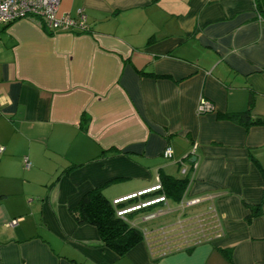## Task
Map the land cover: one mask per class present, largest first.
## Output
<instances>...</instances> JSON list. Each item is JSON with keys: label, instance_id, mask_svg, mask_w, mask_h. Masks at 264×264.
I'll list each match as a JSON object with an SVG mask.
<instances>
[{"label": "crops", "instance_id": "obj_1", "mask_svg": "<svg viewBox=\"0 0 264 264\" xmlns=\"http://www.w3.org/2000/svg\"><path fill=\"white\" fill-rule=\"evenodd\" d=\"M58 1L87 32L0 24V264H264V202L251 218L246 205L264 200V124L227 117L264 120L255 0ZM201 98L215 110L199 114ZM180 160L196 164L183 198L202 201L133 219L159 212L151 232L200 217L207 238L118 256L71 217L95 187L113 201L182 178Z\"/></svg>", "mask_w": 264, "mask_h": 264}, {"label": "built area", "instance_id": "obj_2", "mask_svg": "<svg viewBox=\"0 0 264 264\" xmlns=\"http://www.w3.org/2000/svg\"><path fill=\"white\" fill-rule=\"evenodd\" d=\"M29 20L39 26H45L56 32H78L83 33L88 31L86 25V15L83 10H77V16L71 17L67 13L59 12V1L58 0H0V24H10L17 20ZM215 110L214 105L207 99L201 98L197 104V112L199 114L210 113ZM196 145L194 144L195 148ZM3 150L0 147V152ZM173 152L171 147L166 146L163 150V156L167 159L172 158ZM24 166L28 168L29 162L27 158L23 159ZM179 172L182 176L188 175L191 168L196 166L195 162L187 163L184 160L179 162ZM161 189L160 182L155 186L147 188L145 190L133 193L131 195L123 196L113 200L114 204H119L127 201L130 198L140 197L144 194H149L154 191ZM166 199L163 194L150 195L145 198L139 199L137 202L127 204L117 208V215L124 216L133 211H138L143 208L154 206L158 203L164 202ZM202 201L200 197L182 198L179 201L180 209H188L199 204ZM159 212H147L144 215V221L151 220L158 215ZM143 221V220H142ZM207 221V222H206ZM172 229L164 228L160 231L157 238L159 241L164 242V246L168 250L170 248L169 241L174 237L176 242L182 241L183 243L189 241H197L199 238H207L209 236L208 230L214 229V221L206 219L193 218L188 220H182L174 224ZM148 237V235H146ZM156 239V238H154ZM152 239H150L151 241ZM178 244V243H177Z\"/></svg>", "mask_w": 264, "mask_h": 264}, {"label": "trees", "instance_id": "obj_3", "mask_svg": "<svg viewBox=\"0 0 264 264\" xmlns=\"http://www.w3.org/2000/svg\"><path fill=\"white\" fill-rule=\"evenodd\" d=\"M256 11L262 19H264V0H255ZM234 121L242 123L245 127L251 124H264V120L256 118L253 121L247 122L248 113L227 115ZM160 191L165 198H169L174 202H179L186 191L188 178H174L169 175L161 174L160 176ZM154 191V192H157ZM154 192L144 194L140 197L130 198L125 202L114 204L103 193L102 187H95L82 196L78 204L69 210V213L75 223L78 225L89 224L96 228L101 245L112 250L118 256H124L136 244L143 241L145 238L150 240L160 236L159 234L152 236L153 233L160 232L162 229L148 232V230L133 219V214L137 211L130 212L124 216H118L117 208L133 203L136 199H142L150 195H155ZM136 200V202L138 201ZM255 205L246 204L251 213L249 218L260 213L261 203ZM135 203V202H134ZM151 207V206H150ZM150 207L141 209H150ZM138 210V211H141ZM141 219H139V222ZM169 226L167 229L174 227ZM148 232V233H147ZM148 235V237L146 236ZM176 243L175 237L169 241V246Z\"/></svg>", "mask_w": 264, "mask_h": 264}, {"label": "rangeland", "instance_id": "obj_4", "mask_svg": "<svg viewBox=\"0 0 264 264\" xmlns=\"http://www.w3.org/2000/svg\"><path fill=\"white\" fill-rule=\"evenodd\" d=\"M128 204H130V203H128ZM132 204V203H131ZM154 208V207H153ZM153 208H151V209H153ZM144 217V216H143ZM143 217H142V220L144 221L145 219H143ZM159 221V220H158ZM144 222H148V223H144V224H142L143 226L145 225V226H149V224H151L152 222H149V221H144ZM159 222H155V223H153V224H151V225H156V224H158ZM160 233V232H159ZM156 234H158V232H156V233H153L152 234V236H155Z\"/></svg>", "mask_w": 264, "mask_h": 264}]
</instances>
